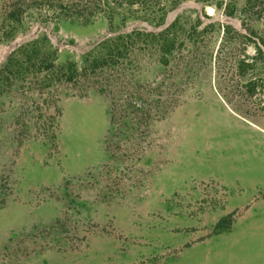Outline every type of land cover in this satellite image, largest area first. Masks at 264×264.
Wrapping results in <instances>:
<instances>
[{
    "label": "rangeland",
    "instance_id": "rangeland-1",
    "mask_svg": "<svg viewBox=\"0 0 264 264\" xmlns=\"http://www.w3.org/2000/svg\"><path fill=\"white\" fill-rule=\"evenodd\" d=\"M0 264H264V0H0Z\"/></svg>",
    "mask_w": 264,
    "mask_h": 264
}]
</instances>
